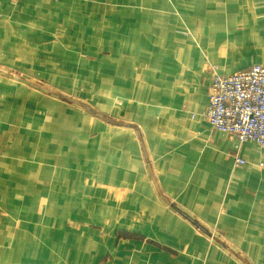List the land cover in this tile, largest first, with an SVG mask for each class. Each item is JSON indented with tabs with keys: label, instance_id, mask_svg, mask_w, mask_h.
I'll use <instances>...</instances> for the list:
<instances>
[{
	"label": "crops",
	"instance_id": "crops-1",
	"mask_svg": "<svg viewBox=\"0 0 264 264\" xmlns=\"http://www.w3.org/2000/svg\"><path fill=\"white\" fill-rule=\"evenodd\" d=\"M209 64L264 65V0H0V264H264Z\"/></svg>",
	"mask_w": 264,
	"mask_h": 264
},
{
	"label": "built area",
	"instance_id": "built-area-1",
	"mask_svg": "<svg viewBox=\"0 0 264 264\" xmlns=\"http://www.w3.org/2000/svg\"><path fill=\"white\" fill-rule=\"evenodd\" d=\"M207 70L208 100L203 115L209 125L239 143L253 141L264 148V65L253 64L228 75H220L210 64ZM234 163L242 165L244 160L235 155Z\"/></svg>",
	"mask_w": 264,
	"mask_h": 264
},
{
	"label": "rangeland",
	"instance_id": "rangeland-1",
	"mask_svg": "<svg viewBox=\"0 0 264 264\" xmlns=\"http://www.w3.org/2000/svg\"><path fill=\"white\" fill-rule=\"evenodd\" d=\"M36 85L39 86V88L43 89L42 91H45L48 95H52V96H56L60 99H65V100H68V101H71V103H75V104H82L81 102V99L80 97H76V96H71L69 94H66V93H56V92H53V91H49V87L45 86L44 84L42 83H36Z\"/></svg>",
	"mask_w": 264,
	"mask_h": 264
}]
</instances>
